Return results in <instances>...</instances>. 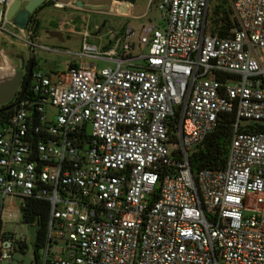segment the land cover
<instances>
[{
  "label": "built area",
  "instance_id": "1",
  "mask_svg": "<svg viewBox=\"0 0 264 264\" xmlns=\"http://www.w3.org/2000/svg\"><path fill=\"white\" fill-rule=\"evenodd\" d=\"M12 1L0 35L40 47L35 17L26 30L6 18ZM227 1L228 37L206 33L210 0H162L164 28L142 26L147 53L132 54L131 24L100 49L86 29L74 55L88 62L32 73L0 123V264L31 241L26 198L50 204L36 264H264V131L246 122H264V0ZM225 113V166L195 172L190 155Z\"/></svg>",
  "mask_w": 264,
  "mask_h": 264
},
{
  "label": "rangeland",
  "instance_id": "2",
  "mask_svg": "<svg viewBox=\"0 0 264 264\" xmlns=\"http://www.w3.org/2000/svg\"><path fill=\"white\" fill-rule=\"evenodd\" d=\"M55 1L57 0L46 2L38 8L37 13L34 15L36 21L33 26L34 36L37 34L42 36L39 40L40 47L35 48V53H32L37 59L33 70L41 71L51 76L57 74L50 72L52 69L55 71H63L67 59L64 57V54H59L53 49L66 50L65 52H67V54L73 56L74 53H78L82 48V36L75 32H71L69 30L71 28L78 27L77 30H79L91 24L92 32L95 33L98 32L99 27L105 24L104 31L99 35L107 34L109 39H113L114 33L121 35L125 27L131 24L137 31V36L131 40L133 43L131 52L135 56L148 52L147 43L141 42L142 37H144L142 26L146 25L143 23L152 21L154 25L160 28H164L166 24L165 20L162 18V11L159 9V4L162 0H155L153 3L152 0H137L136 12L148 13V16L142 19H135L133 17L125 19L110 13L109 4H94L96 2L101 3L103 0H79L82 2L83 7H85V11L81 13L72 9L70 6L59 7L54 3ZM219 4L225 5L224 0H210L206 33H210L212 26L211 16L213 15L215 7ZM126 6L124 2L119 5L120 9H125ZM101 12L104 13L101 14ZM61 25L62 30L60 31L59 27ZM88 42L95 48L100 49L101 47L100 40H94L90 37ZM43 47L45 48L43 49ZM28 50L29 48L26 47L22 40L13 38V43H10L6 37L0 35V72L5 70L0 74V80L7 79L14 74V68L16 67L15 53L27 54ZM262 53L264 54V50ZM88 61L89 59H87V62ZM140 62L143 63L144 61H139L138 63ZM97 63L99 68L114 67V64L104 61H98ZM246 122L248 124L252 123L250 121ZM20 228L25 233H29V227L26 224H22ZM51 251L54 253L61 252L55 244L52 245ZM38 253L42 256L44 250L40 249ZM35 258V245L33 242L29 241L28 247H26L24 252L16 251L14 254V264H36Z\"/></svg>",
  "mask_w": 264,
  "mask_h": 264
},
{
  "label": "trees",
  "instance_id": "3",
  "mask_svg": "<svg viewBox=\"0 0 264 264\" xmlns=\"http://www.w3.org/2000/svg\"><path fill=\"white\" fill-rule=\"evenodd\" d=\"M48 2H52L51 0ZM225 5L219 4L215 7L211 16L210 33L221 37H228L231 34V29L237 25L236 19L233 16L231 6L227 0H224ZM209 15L207 16V19ZM207 28V26H206ZM34 67L36 59L33 58ZM228 75L218 74L221 81L226 82ZM29 94V89L26 95ZM13 109L0 112V123L7 121L12 114ZM234 114L225 113L220 116L218 127L211 132L206 139L198 145L190 155L192 169L197 172L201 168H218L224 167L228 157V151L233 134ZM251 131H264V122H252L247 126ZM22 219L25 224L36 226V240L34 242L36 249L35 261L39 262L42 257L39 255V250L44 248L47 229L50 219V204L49 202L36 198H26L22 202L21 207Z\"/></svg>",
  "mask_w": 264,
  "mask_h": 264
},
{
  "label": "water",
  "instance_id": "4",
  "mask_svg": "<svg viewBox=\"0 0 264 264\" xmlns=\"http://www.w3.org/2000/svg\"><path fill=\"white\" fill-rule=\"evenodd\" d=\"M47 1L48 0H13L6 7L5 16L8 20L12 21L15 26L22 30H26L30 22L31 15L37 13L38 8ZM115 1L118 3L124 2L125 5H127L126 10H130L131 6L134 5L137 0ZM78 3L83 5L82 2ZM104 26L105 24L100 27L99 31H101ZM33 58L34 57L31 52L28 61L25 58L20 60L19 69L14 68V74L11 77L0 80V107L7 105L1 108L0 112L14 109L18 105L21 98L25 95L33 73ZM26 63H28V67L26 74H24ZM13 100L14 102H12ZM29 231L31 241L34 243L36 240V226H29Z\"/></svg>",
  "mask_w": 264,
  "mask_h": 264
},
{
  "label": "crops",
  "instance_id": "5",
  "mask_svg": "<svg viewBox=\"0 0 264 264\" xmlns=\"http://www.w3.org/2000/svg\"><path fill=\"white\" fill-rule=\"evenodd\" d=\"M50 1V0H48ZM47 1V2H48ZM155 0H152V3L154 2ZM53 2V1H52ZM55 2H58L59 4H61L62 6H69L70 3H75L78 8H75V7H71L72 9L78 11V12H82V11H85V7H83V5H80L78 2H80L79 0H57ZM94 4H109V8H110V13L112 14H115V15H118L120 17H123L125 19L127 18H135V19H142V18H146L148 16V13L146 12H140V13H137V4L135 3V5H132L130 10H126L125 9H120L119 5L120 3L116 2L115 0H103L101 3H94ZM118 8V9H116ZM134 9H135V13H134ZM104 12H101V14H103ZM143 24H153L152 21H149V22H146V23H143ZM105 27V26H104ZM78 27H74V28H71L69 29L71 32H75L77 33L78 35L82 36L83 38V32L87 29L89 31V35L87 37V39L89 40L90 37H92L94 40H100L101 41V47L102 48H105V47H108L111 45L112 43V40L113 39H109V36L107 34H104V35H99L101 34L103 31H104V28L101 29V31H99L98 29V32H92V26L91 24L89 25H86L84 28L82 29H79L77 30ZM59 30L61 31L62 30V25L59 27ZM113 33V32H112ZM42 38V36H40L39 34H37L35 36V40L40 44L39 40ZM107 39V40H106ZM26 47L29 48L28 50V53L27 54H22V53H15V57H18L19 60H22L23 58H25L27 61L29 59V56H30V53L34 52L35 51V48H39L37 46L35 47H31V46H28L26 45ZM44 49V48H43ZM63 50V49H62ZM59 54H64V57L67 58L66 59V64H65V68L63 69V71H55L54 69H52L50 72L52 73H57V74H60V73H64L66 72L67 68L69 65H79L81 63H84V62H87V58H79L75 55L73 56H70V54H67V52L65 51H57ZM35 53V52H34ZM33 53V54H34ZM34 57V55H33ZM36 59V56L34 57ZM9 59V58H8ZM10 61V60H9ZM37 61V59H36ZM5 70H3L1 73H3Z\"/></svg>",
  "mask_w": 264,
  "mask_h": 264
},
{
  "label": "flooded vegetation",
  "instance_id": "6",
  "mask_svg": "<svg viewBox=\"0 0 264 264\" xmlns=\"http://www.w3.org/2000/svg\"><path fill=\"white\" fill-rule=\"evenodd\" d=\"M35 14H36V13H34V14L31 15V17H30V21L33 19V17H35V16H34ZM15 58H16V67H15V68H16V69H19L20 60H19L18 57H15ZM27 67H28V63H26L25 70H24V74H26ZM33 69H34V68H33ZM33 72H34V70H33ZM14 100H15V99H14ZM14 100H13L12 102H14ZM12 102H11V103H12ZM11 103H9V104H11ZM9 104H8V105H9ZM4 106H7V105H4ZM4 106H1L0 109L3 108Z\"/></svg>",
  "mask_w": 264,
  "mask_h": 264
}]
</instances>
